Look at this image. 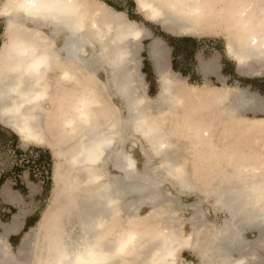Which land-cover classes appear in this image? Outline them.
<instances>
[{"label": "bare ground", "instance_id": "bare-ground-1", "mask_svg": "<svg viewBox=\"0 0 264 264\" xmlns=\"http://www.w3.org/2000/svg\"><path fill=\"white\" fill-rule=\"evenodd\" d=\"M136 1L149 21L177 33L223 30L227 53L239 72L251 76L263 70L264 0H166L164 11L155 0ZM63 2L69 6L57 13L32 17L14 12L6 0L0 5L6 20V40L0 45V121L24 142L48 146L57 158L51 202L17 254L0 235V264H48L97 240L111 248L123 233L134 238L124 264H174L180 248L202 256L211 252L205 264L260 259L264 212L249 200L264 182V116L244 113L264 115V99L243 88L185 82L171 70L160 39L149 45L160 83L157 94L149 96L138 57L147 29L101 0ZM219 68L216 57L200 61L204 76ZM102 71L106 80L99 76ZM215 105L222 108L211 109ZM172 107L179 114L170 113L168 119ZM224 112L240 119L239 135L217 132V141L214 130ZM179 133L193 138V151L185 152L189 168L179 161L183 152L178 155L174 148L172 137ZM137 135L149 143L148 153L161 157L158 165L147 154L141 169L128 151L133 148L126 149L130 139L137 146ZM159 176L174 180L179 194L165 189ZM207 176H213L209 191L202 185ZM209 192L226 213L220 226L207 219L201 193ZM182 194L198 199L185 206ZM144 207L149 208L145 214ZM181 207L192 211L188 234L178 216ZM248 230L258 233L253 241L243 237Z\"/></svg>", "mask_w": 264, "mask_h": 264}, {"label": "rangeland", "instance_id": "rangeland-1", "mask_svg": "<svg viewBox=\"0 0 264 264\" xmlns=\"http://www.w3.org/2000/svg\"><path fill=\"white\" fill-rule=\"evenodd\" d=\"M2 1L3 0H0V5H1ZM134 1L136 3V6L132 9L131 15L136 18L135 20H137L136 22H138L139 25H141L147 29V36L145 37L147 39L144 38L145 40L144 39H143L144 41L142 40L143 42H141V50L138 53V57L140 60L142 57V63L140 65L139 73H140V71L143 73V71H142L143 62H144V59H146V58L148 59L149 45L154 41V39H160L161 41H163V45L165 44L164 47L167 49V51L169 53V57L171 58V50H170V47L168 46V44L166 43L164 36H175V37L191 36L193 38H196V40H198L197 41L198 44H195V45L192 44L190 47H188V45L185 46V49L183 51L185 56L181 59V63L179 64L180 68L183 71L190 73V76L186 77V76L180 74L179 72H177L178 75H180V77L184 78L185 82L190 83L191 81H193L194 84L195 83H201V84H195V85L206 84L207 86H211V87L212 86H230V87H236V88L237 87L243 88L246 91H251L253 93L258 94L260 97H262L264 99V68L258 75L246 76V75L240 73L238 70L237 63L231 57H229L227 55L228 54L227 49H226L227 38H226V33L223 30L218 31L217 29H215L211 32L207 31V32H204L201 34L177 33V32H175V29H168L167 27H165L160 22L155 23V22L149 21L144 16V14L141 13L140 10L138 9L137 1L136 0H134ZM115 2L120 4L122 7L127 8V5L124 4L123 0H115ZM126 17H127V15H126ZM5 29H6V20L3 16L0 15V33H1L0 34V45H2L4 43V41L6 40ZM167 46L169 48H167ZM192 52L193 53L195 52L197 54V56H196L197 61L190 60V55ZM144 55H145V57H144ZM214 57H216L218 59V64L220 67L219 71L216 72V74H210L209 76L206 77L200 71V61L201 60H209V59L214 58ZM147 66H148L147 68L149 70L152 69L151 63H150V65H147ZM224 73H227V74H224ZM106 77L107 76H105L103 71H102L100 73V78L105 80ZM153 77L155 78V80H151L152 82L149 81L150 78H148V76H146V74H144V76L142 77L143 82L146 84V94L149 96L153 93H157L159 91V87H160V83H159V80H158V77L156 76V74L153 73ZM247 85H250V86H247ZM115 102L118 105H120L121 107L123 106V104L116 99H115ZM216 105H218V104H216ZM216 105L211 106V109H213V108L218 109L220 107L222 108V105H220V107H218ZM207 110H208L207 108L204 109V111H207ZM177 111H178L177 107H172L171 112H168L167 115H165V117H167L169 119L170 113H171L172 117L173 116L178 117L179 113ZM172 112L173 113L175 112V113L173 114ZM123 113L126 114L125 110H123ZM244 116H246V117H260V116H264V115L246 112V113H244ZM220 117H222V118L220 119ZM220 117H219V120H220L222 125L220 124L219 130L221 129V127H222L221 130H224V128H225V129H227V130H225V131H227V133L225 131H224V133H223V131H219L218 130V124H217V127H216L217 129L214 130L215 134L217 132H220L221 136H224V135L229 136L232 134L230 137L239 135V132L236 128L239 126H237L236 124H238V125L241 124V123L239 124L240 119L238 120L237 117L232 118V117L228 116L226 113L222 114ZM166 120H164V123ZM231 120H232V122H231ZM167 123H168V121H167ZM167 123H165V124H167ZM232 123H233V126H232ZM226 125L229 127H227ZM179 134L174 135L172 137V139L175 140L174 142H176L174 144V148L175 149L177 148L179 150V151L177 150L178 155L180 152L181 153L183 152L181 156L179 155V157H181V158H179V161L185 162V165L189 168V165L191 162L189 160L188 154L185 152L191 151V149H193V148H191V146L194 145L191 142L193 138L191 137L190 133L188 134L189 136L187 134H185L186 137L181 136V133H179ZM243 135H245V134H243ZM10 136L17 138V140L20 144V148H22L25 151V153L32 154L34 148H41V149L45 150L51 158L52 180L47 185L48 189H47L46 194H44V188H45L46 182L48 180V176L46 173H43V170H40V171L34 170V172H33L34 178L33 179H31L30 171L28 169L25 170L24 173L20 176V179L22 181H24V179H26L24 177L25 175L27 177L29 176V181H34L33 183L35 185L31 186V190L27 194L26 199H27V201H29V200L33 201V199L35 197L41 198L42 203L40 204V207L43 208V210H42V212H43L44 209L47 207V205L51 202L52 197L54 195V188L56 186L55 180H54V170L56 168L57 158L53 154L52 149L49 148L48 146L38 145L34 142H24L23 139L17 133H15L14 130H12L8 126L4 125L0 121V175L4 172L10 171L14 165L22 164L21 160L23 158L17 157L14 154V152L12 151V148H11L10 143H9ZM239 137H244V136H239ZM247 137L248 136H245V138L244 139L242 138V139L246 140ZM137 138H138L137 146L132 147V144H131L132 141L130 139V141H128V143H127L126 149L128 150L130 147L133 148V149H129L128 151L132 152L134 154V156L137 158L139 167L141 169L143 168V166L146 162L147 154L148 155L151 154L152 156H154L155 162H153V163H155V165H158L159 162L161 161V157L155 156L154 153H152V152L148 153L149 147H150L149 143L139 135H137ZM216 139L218 141V133H217ZM184 149H185V151H184ZM180 150H182V151H180ZM45 171H47V167H45ZM159 177L165 179V185H164L165 189H167V190L169 189L174 194H179L176 191L177 189L173 186V183H175L174 180H171V178L168 176L167 177L166 176H159ZM212 177L209 180L210 176H207V178L204 177L205 179L203 180V181L207 180V181H205L207 184L204 182L205 184H202V185L208 191L211 190L210 188H212V185H213ZM13 180L14 179H12V178H8L6 185L13 187L15 185V182ZM200 184L201 183H199V185ZM35 186L37 187V189H35ZM39 192H40V194L38 195ZM201 194L206 196V200H205L203 205H204V209L209 208V210H210L209 211L210 214H209L208 218L212 221L213 224L220 226L223 222V219L226 217V213L224 211L219 210V209H218V212H214V209L212 208L213 207L212 204L214 202L215 196L212 193L209 192V193H201ZM44 199H46V200L44 201ZM197 199H198L197 195H188V194H182L181 195V201L184 205L185 204L187 205L188 203L189 204L193 203ZM4 200L5 199L0 195V207L3 204L2 202ZM147 211H149V208L144 207L142 210V213L145 214V213H147ZM5 213L8 214L9 209H6ZM178 214H179L178 216L180 217V221L183 222L184 233L188 234V233L192 232L193 231L192 225L190 223H188V221H187V218H189L191 216L192 211L190 209H185V207H183V208L181 207L178 211ZM2 225L3 224L0 222V234H2L3 230H4ZM28 232L32 233V230L29 229L22 236L20 241L16 242V244L17 243L18 244L16 246H14L15 248L12 246L13 248L10 250V252L12 251L15 254L18 253V250H19L18 248L20 247V245H22V243H23L25 237L27 236ZM248 235L250 236V235H252V233H249ZM179 258L183 264L186 261H191V260L194 261V264H198V260H199V257L197 256V254L190 252L188 250H184L182 253H180ZM263 264H264V261H263Z\"/></svg>", "mask_w": 264, "mask_h": 264}, {"label": "crops", "instance_id": "crops-1", "mask_svg": "<svg viewBox=\"0 0 264 264\" xmlns=\"http://www.w3.org/2000/svg\"><path fill=\"white\" fill-rule=\"evenodd\" d=\"M121 12H125L126 15H127V17L129 19H131L129 17V14H128L127 11H121ZM131 20H135V19H131ZM135 21H137V20H135ZM173 37H175V36H173ZM183 37H189V38H192V39L195 40L192 43L190 42V44H188V47H190L192 44L193 45L198 44V42H197L198 40H196V38H193L191 36H182V37H176V38H183ZM145 39H147V38H145ZM165 41H166V43L168 44V46L170 47V50H171V58L169 57L170 68H171V70L175 71L174 68H173V59H174L173 51H174V49H173V47H171L169 45V43H168V41L166 39H165ZM61 42H62V39L60 37L59 40H58V43H61ZM168 46H167V48H169ZM184 49H185V46L184 45L183 46L182 45L179 46V53H178V56H177V61L179 62V64L181 63V59L185 56V54L183 52ZM148 51H149V49H148ZM191 55H190V60L197 61V59H196L197 54L195 52L194 53L192 52ZM229 57H231V56H229ZM148 61L152 65V69H153L152 72L154 74H156V76H157V72L155 70L154 63L152 62V59L149 56V52H148ZM139 62H140L139 65H141V63H142V57H141V60L139 59ZM237 65H238V63H237ZM144 68H145V62H143L142 71H143ZM139 69H140V67H139ZM175 72H177V71H175ZM184 72H186V71H184ZM179 73L182 74L181 72H179ZM143 74H146V76H147V73L144 72V71H143ZM212 74H216V73H212ZM224 74H227V73H224ZM104 75L107 76L105 73H104ZM209 75L210 74H208L207 76H209ZM99 76H100V74H99ZM187 76H190V73H187L186 77ZM246 76H248V75H246ZM251 76H253V75H251ZM190 84H194V83H191L190 82ZM247 86H250V85H247ZM116 100H118L119 102H121L120 99H116ZM24 177L26 179H24V181L21 180V183H22V185H24V187L27 188V191H25V192H24L23 186L20 189H16L14 186L11 187L9 185H6L7 180H5V182L0 187V195L5 199L2 202L3 204L0 207V222L3 224L2 226H3V229H4L3 230V233L0 234V235H5L6 241L8 242V244L10 246V250L14 247L13 243L16 244V242H17V239H13V238L14 237H17L18 235H20L22 233V231L25 229L26 226H29V229H31V230H33L37 226V224H38V222L40 220L35 223V217L38 214H40V213L42 215V210H43V208L40 207V204L42 203L41 198L35 197L33 199V201H30V200L27 201V199H26L27 194L30 192L31 186L32 185H35V184L33 183L34 181H29V176L27 177L25 175ZM35 189H37L36 186H35ZM39 194H40V192L38 193V195ZM44 194H46L45 190H44ZM45 200L46 199H44V201ZM212 206H213L212 208L214 209V212H218V207L216 206L215 199H214V202H213ZM6 209H9V213L8 214L5 213V210ZM12 210H15V212H12ZM206 210L210 211L209 208L206 209ZM209 214H210V212H209ZM209 214H208V216H209ZM208 216H207V219L209 220L210 224H212V221L208 218ZM249 233H252V235L249 236L248 235ZM257 234L258 233L256 231H254V230H248V231H246L243 234V237L247 241H253L255 239V237L257 236ZM12 241H13V243H12ZM184 250H188L190 252H193V253L197 254L193 250H189V249H184ZM183 251H181L180 253H182ZM258 252H259V255L261 256V258L258 259L256 262H253V263H250L249 262V264H263V261H264V249L263 248H259L258 249ZM12 253H14V252H12ZM210 254H211V252H209L207 250L204 252L203 256L201 254H197V256L199 257L198 264H205V263H203V261H205V259H206V262H207V259L209 258ZM233 256L234 257H237L238 256V252H235L234 251L233 252ZM180 262H181V260H180ZM187 262H192V264H194V261H192V260L191 261H186L185 263H187ZM181 264H183V263L181 262Z\"/></svg>", "mask_w": 264, "mask_h": 264}, {"label": "clouds", "instance_id": "clouds-1", "mask_svg": "<svg viewBox=\"0 0 264 264\" xmlns=\"http://www.w3.org/2000/svg\"><path fill=\"white\" fill-rule=\"evenodd\" d=\"M34 3L35 7H30L28 0H6V5L11 7L14 12L28 17L39 14H54L69 6L63 0H34ZM155 6L164 11L169 7V4L166 0H155ZM249 201L254 207L264 212V182L261 183ZM133 241L134 238L127 233L121 234L111 248L105 247L101 241L97 240L81 245L74 250L65 251L54 260L49 261L48 264H124V257ZM181 251L183 248L177 252V259L174 264H180L179 252ZM144 264H151V261L144 262ZM167 264H173V261L169 260Z\"/></svg>", "mask_w": 264, "mask_h": 264}, {"label": "trees", "instance_id": "trees-1", "mask_svg": "<svg viewBox=\"0 0 264 264\" xmlns=\"http://www.w3.org/2000/svg\"><path fill=\"white\" fill-rule=\"evenodd\" d=\"M101 1L105 2L107 5H109L110 7H112L115 10L127 11L129 14V17L131 19H136L134 16L131 15L132 9L136 6V3L134 0H123L124 4L127 5V8L122 7L120 4L116 3L115 0H101ZM164 38L168 41L169 45L171 47H173V49H174V51H173V56H174L173 68H174V70L177 72H181L184 76H186L187 72H184L180 68L179 62L177 61V56L179 53V46L180 45L187 46L188 44H190V42L192 43L195 40L192 38H189V37L176 38L173 36H164ZM144 57H145V55H144ZM144 62H145V68L143 69V71L147 73L148 78H150L149 81L152 82L151 80H155V78L153 77L152 69L149 70L147 68L148 67L147 65H150V62L148 61L147 58L144 60ZM191 83H194V82L191 81ZM196 84H201V83H196ZM155 94L156 93H153L151 95L154 96ZM9 143H10V146H11L14 154L17 157L23 158L21 160L22 164H16L13 166V168L10 171L4 172L0 175V187L5 182V180H8V178H12V179H14L13 181L15 182L14 187L16 189H20L23 186V189L25 192V191H27V188L24 187V185H22L21 179H20V176L24 173V171L28 169L30 171V177H31V179H33L34 178V176H33L34 170H37V171L43 170V173H46L48 176V180H47L45 188H44L45 192H47V189H48L47 185L52 180L51 158L47 154V152L41 148H34L32 154L25 153V151L22 148H20V144H19L17 138H14L12 136H10ZM45 167H47V171H45ZM12 212H15V210H12ZM40 218H41V213L35 217V223L37 221H39ZM28 230H29V226H26L25 229L22 231V233L20 235H18L17 237H14L13 239H17V242H19L20 239L22 238V236ZM12 243H13V241H12ZM17 244L13 243L14 246H16Z\"/></svg>", "mask_w": 264, "mask_h": 264}, {"label": "snow or ice", "instance_id": "snow-or-ice-1", "mask_svg": "<svg viewBox=\"0 0 264 264\" xmlns=\"http://www.w3.org/2000/svg\"><path fill=\"white\" fill-rule=\"evenodd\" d=\"M28 3L30 7H35L34 0H28Z\"/></svg>", "mask_w": 264, "mask_h": 264}]
</instances>
